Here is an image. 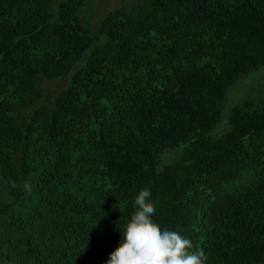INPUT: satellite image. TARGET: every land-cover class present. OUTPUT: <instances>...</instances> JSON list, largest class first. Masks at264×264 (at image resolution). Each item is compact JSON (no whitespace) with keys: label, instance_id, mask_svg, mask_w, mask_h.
Here are the masks:
<instances>
[{"label":"trees","instance_id":"trees-1","mask_svg":"<svg viewBox=\"0 0 264 264\" xmlns=\"http://www.w3.org/2000/svg\"><path fill=\"white\" fill-rule=\"evenodd\" d=\"M90 8L0 0V264H106L142 189L207 264H264V88L227 104L264 0H122L96 32Z\"/></svg>","mask_w":264,"mask_h":264},{"label":"clouds","instance_id":"clouds-1","mask_svg":"<svg viewBox=\"0 0 264 264\" xmlns=\"http://www.w3.org/2000/svg\"><path fill=\"white\" fill-rule=\"evenodd\" d=\"M134 204L137 210L121 230L122 242L106 264H207L208 257L203 250L189 252L192 247L189 239L178 232L162 230L153 221L156 207L150 190H140Z\"/></svg>","mask_w":264,"mask_h":264},{"label":"rangeland","instance_id":"rangeland-1","mask_svg":"<svg viewBox=\"0 0 264 264\" xmlns=\"http://www.w3.org/2000/svg\"><path fill=\"white\" fill-rule=\"evenodd\" d=\"M63 0H54L55 6ZM91 8L87 13L88 23L92 29L96 32L99 24L102 22L106 14L112 10L119 8L122 4V0H90ZM139 3L142 0H132ZM88 53L85 55L84 60L87 58ZM68 85V79L61 81H46L44 83L46 97L49 103H53L54 98L64 90ZM264 88V69L258 73H255L248 78L237 84L229 93L227 98L228 108L233 107L246 97L255 94L259 89ZM175 154L167 155V159L170 160Z\"/></svg>","mask_w":264,"mask_h":264}]
</instances>
